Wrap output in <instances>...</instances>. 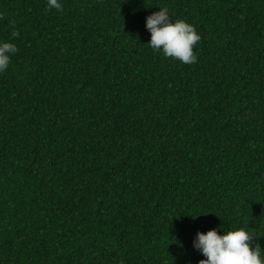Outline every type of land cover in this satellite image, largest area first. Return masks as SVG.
Here are the masks:
<instances>
[{
	"label": "trees",
	"instance_id": "obj_1",
	"mask_svg": "<svg viewBox=\"0 0 264 264\" xmlns=\"http://www.w3.org/2000/svg\"><path fill=\"white\" fill-rule=\"evenodd\" d=\"M61 2L0 0L18 48L0 73V264H199L216 227L264 249V0ZM162 7L195 26L196 63L148 45Z\"/></svg>",
	"mask_w": 264,
	"mask_h": 264
},
{
	"label": "clouds",
	"instance_id": "obj_2",
	"mask_svg": "<svg viewBox=\"0 0 264 264\" xmlns=\"http://www.w3.org/2000/svg\"><path fill=\"white\" fill-rule=\"evenodd\" d=\"M47 7L49 10L63 11L61 0H47ZM0 19H3V13H0ZM145 26L150 33L148 45L152 50L184 64L197 62L194 47L201 36L194 25L183 19L173 20L168 9L162 7L146 18ZM13 35L19 33L14 32ZM17 51L14 43L0 41V73L9 68L12 56ZM254 237L245 227L228 231L216 227L206 233L197 232L193 247L204 257L199 264H264V249L254 242Z\"/></svg>",
	"mask_w": 264,
	"mask_h": 264
}]
</instances>
